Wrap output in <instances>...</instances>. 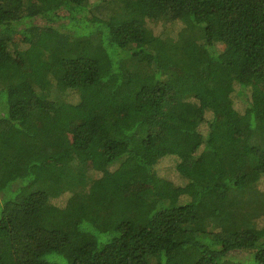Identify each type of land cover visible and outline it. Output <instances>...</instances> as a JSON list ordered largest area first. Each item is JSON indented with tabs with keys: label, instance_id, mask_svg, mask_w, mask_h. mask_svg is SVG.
Segmentation results:
<instances>
[{
	"label": "trees",
	"instance_id": "16d2710c",
	"mask_svg": "<svg viewBox=\"0 0 264 264\" xmlns=\"http://www.w3.org/2000/svg\"><path fill=\"white\" fill-rule=\"evenodd\" d=\"M261 177L264 0H0V264H264Z\"/></svg>",
	"mask_w": 264,
	"mask_h": 264
},
{
	"label": "rangeland",
	"instance_id": "374dc122",
	"mask_svg": "<svg viewBox=\"0 0 264 264\" xmlns=\"http://www.w3.org/2000/svg\"><path fill=\"white\" fill-rule=\"evenodd\" d=\"M92 2H99V0H91ZM180 25V24H179ZM178 23H165L162 21L159 22H150L149 23V27L151 28L152 31H157V30H166L167 33L169 35H174L177 34L179 31L178 29H181L182 26H179ZM181 27V28H180ZM46 70L44 69H38L37 67H30L29 72L27 74L28 79L31 81V83L34 84V86L37 87V89H41V82L43 80V76L45 74ZM237 88V87H235ZM235 90L233 92V95H236L232 98V104H233V108L239 112L243 111L244 105L242 103V100L237 96ZM72 102H76V98H71ZM209 114L206 115V118L208 119ZM201 129V127H200ZM66 139H69L68 135H65ZM175 157L171 156V157H165L163 158L159 164H158V175L164 177V178H168L170 180H172L175 184H179L180 180L176 178V175L173 171L174 168V160ZM147 187L146 184L139 182L136 183H126L125 184V188L126 190H128L129 192H138L140 190H143ZM257 188L260 191H264V177H261L260 180L257 183ZM63 200L60 199H53L51 201L52 204L56 203L58 206L60 207H64V205L66 204V202H64L65 198H62ZM1 206V205H0ZM0 216H1V207H0ZM56 230L60 233H64L65 228L64 227H56Z\"/></svg>",
	"mask_w": 264,
	"mask_h": 264
}]
</instances>
